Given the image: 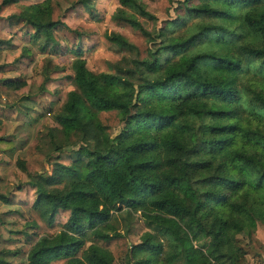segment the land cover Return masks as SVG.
Returning <instances> with one entry per match:
<instances>
[{
    "label": "trees",
    "instance_id": "1",
    "mask_svg": "<svg viewBox=\"0 0 264 264\" xmlns=\"http://www.w3.org/2000/svg\"><path fill=\"white\" fill-rule=\"evenodd\" d=\"M235 1L245 8L233 13L204 0L190 5L200 22L189 37L177 39L142 26L136 17L153 15L140 0H120L113 17L140 31L151 44L147 55L133 59L130 69L93 73L77 52L71 76L76 89L54 116L65 143L51 135L58 153L51 172L29 174L27 182L35 190L32 208L48 226L61 210L69 217L62 230L35 241L27 264H115L100 242L128 234L135 220L147 230L130 245L128 264H248L235 235L264 223V123L232 110L243 99L244 57L264 63V0ZM52 10L44 0L12 16L32 27L34 42L43 40L41 51L58 45L54 29L63 24L51 20ZM220 15L235 25L220 22ZM242 32L256 39L248 41ZM236 34L221 39L219 51L200 48L178 60L163 58L196 37ZM108 39L136 51L119 34ZM1 82L2 90L25 86ZM251 89L264 110V85ZM112 111L124 123L115 136L99 117ZM67 145L78 146L65 164L59 160ZM11 150L12 143L0 138V152ZM0 199L8 203L7 196ZM0 264L9 263L0 258Z\"/></svg>",
    "mask_w": 264,
    "mask_h": 264
},
{
    "label": "rangeland",
    "instance_id": "2",
    "mask_svg": "<svg viewBox=\"0 0 264 264\" xmlns=\"http://www.w3.org/2000/svg\"><path fill=\"white\" fill-rule=\"evenodd\" d=\"M43 1L19 0L2 6L0 0V86L3 79L25 83L17 90L0 89V138L12 143L10 152H0V195L8 197V203L0 199V258L9 264H27V253L35 241L42 235H53L62 230L69 217L68 211L61 210L53 225L48 226L32 208L35 190L27 182L29 174L50 173L52 163L58 156L51 135H55L58 144L63 136L58 132L61 126L55 122L54 116L61 110L68 93L76 89L71 79L75 55L81 52L86 67L93 73H113L130 69L131 61L137 56L145 57L151 47L140 31L114 19V13L121 7L120 0H50L53 8L51 20L63 25L54 29L58 45L54 49L41 51L43 40L34 42L32 27L12 16L18 15L25 6ZM199 1L202 0H140L153 18H136L149 31L163 30L167 36L186 38L195 32L200 22L201 16L190 11V5ZM204 1L218 9L230 6L233 13L245 8L235 4V0ZM218 20L229 27L235 25H231L222 15ZM110 34L123 36L135 45L136 51L118 48L109 41ZM242 35L248 41L256 39L251 34L242 32ZM236 37L237 34L229 37L212 35L207 40L196 37L189 43L191 45L188 44L176 55L167 53L163 58L178 60L193 49L200 48L219 51L222 49L218 43L221 39L227 41ZM244 62L246 70L241 75L244 81L242 85L239 82L243 99L232 113L264 123V110L257 107L251 89L256 83L264 85V63L247 60L246 57ZM99 117L111 136L123 129L124 123L115 112H102ZM69 141L76 142L77 139L72 136ZM77 146H65L59 162L68 164L69 154ZM262 165L264 167V157ZM261 195L264 196V189ZM116 219H113V223L123 234L122 220ZM146 230L142 220H135L128 234L100 244L111 251L115 264H128L130 245L139 241ZM258 230L264 231V223H259L255 231L246 230L235 235L252 258L264 252L255 249L254 234ZM218 264L229 263L219 261Z\"/></svg>",
    "mask_w": 264,
    "mask_h": 264
},
{
    "label": "crops",
    "instance_id": "3",
    "mask_svg": "<svg viewBox=\"0 0 264 264\" xmlns=\"http://www.w3.org/2000/svg\"><path fill=\"white\" fill-rule=\"evenodd\" d=\"M254 241H256V247L255 249H258L259 251H262L264 250V231H260L258 230L256 232V234H254ZM255 243V242H254ZM264 252L262 251V253H260V256L258 257H261V255H263ZM247 261H248V264H258V257L255 256V257H251L249 255H247Z\"/></svg>",
    "mask_w": 264,
    "mask_h": 264
},
{
    "label": "built area",
    "instance_id": "4",
    "mask_svg": "<svg viewBox=\"0 0 264 264\" xmlns=\"http://www.w3.org/2000/svg\"><path fill=\"white\" fill-rule=\"evenodd\" d=\"M258 264H264V254L261 257H258Z\"/></svg>",
    "mask_w": 264,
    "mask_h": 264
}]
</instances>
